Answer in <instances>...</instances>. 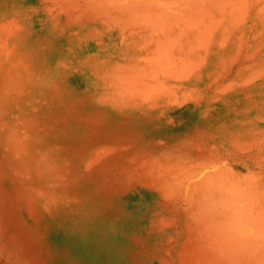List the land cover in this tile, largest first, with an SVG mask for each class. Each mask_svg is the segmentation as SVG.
Returning a JSON list of instances; mask_svg holds the SVG:
<instances>
[{
	"label": "bare ground",
	"instance_id": "1",
	"mask_svg": "<svg viewBox=\"0 0 264 264\" xmlns=\"http://www.w3.org/2000/svg\"><path fill=\"white\" fill-rule=\"evenodd\" d=\"M5 75L14 83L8 92H35L33 104L71 96L76 108L58 112L133 125L144 138L138 153L171 159L160 169L149 159L156 179L152 168L145 171L170 210L166 221L153 218L160 224L145 263L264 264V0H0V81ZM55 123L41 127V139ZM164 145L167 152L159 150ZM112 154L103 164L120 157ZM126 155L120 159L134 156ZM98 162L97 171L109 165ZM143 217L132 230L144 229Z\"/></svg>",
	"mask_w": 264,
	"mask_h": 264
},
{
	"label": "rangeland",
	"instance_id": "2",
	"mask_svg": "<svg viewBox=\"0 0 264 264\" xmlns=\"http://www.w3.org/2000/svg\"><path fill=\"white\" fill-rule=\"evenodd\" d=\"M6 76L7 75H5V77ZM9 77L11 76L8 75V78ZM21 83H25L24 80ZM13 84L14 83L8 81V79L0 81V233L3 234L0 235V264H150L145 263L146 261L150 262V259L146 258L144 254L147 247H151L152 241H154L152 239L156 237L155 232L157 230L155 231V229L160 224L159 221L153 220V218L163 220L165 217L168 219V214L170 215V213L167 212V210H170L165 208L167 203L159 201L157 192L151 191V182H153L152 180L154 177V179H156L157 173L159 172L157 167V172L154 170V166L158 163V169H160L162 164L165 166L164 164L170 162L171 159L168 157L159 158L160 155L157 152L154 154L150 151H145L143 153L139 151V154L137 152V150H139L138 146L141 147L144 138L139 136L140 133L137 129L131 127L133 125L116 121L104 122L105 119L100 120L95 114L83 110L75 109L77 112L74 110L72 113H70V110L67 112H58V110L62 109L76 108L73 101L74 98L71 96H62L58 99L51 100L53 96L48 95L47 104H44V99L43 102L38 104L30 103L31 100L34 99L33 96L35 94L33 95V93L35 92H8L7 90H11ZM16 93L21 94L17 96ZM50 93L52 92H49V94ZM5 96H7V98ZM53 100L60 101V103L52 102ZM78 116H80L82 121L79 120ZM59 117H62L61 120H58ZM76 117L78 119H76ZM54 122H56L55 124H58V126H56V129L51 128V133L54 136L56 134L59 138L50 137V133L49 137L47 135L44 141L43 138H40V133L43 131L41 127L50 124L53 125ZM62 126L63 128H61ZM21 129L25 132L21 131ZM44 132L47 133L45 130ZM88 132H90V134ZM65 133H67L68 136L62 139V135ZM93 134L95 137L94 139L91 137L92 140L87 139L89 136L93 137ZM97 138H100V143H98L99 141H97ZM55 139L58 140L56 141ZM94 140H96L97 143ZM103 140H105V143ZM75 142L77 143L75 144ZM136 143H140L141 145H136ZM74 145H76V147H72ZM86 145L91 146H88V149ZM119 145L121 147L123 146L122 149H124V145L127 147H125L123 151ZM151 145L152 144L149 146ZM81 146L82 148L79 149ZM101 146L106 147L107 149L105 148V150H108L109 153L102 155L101 153H103L102 151L104 148L102 147L101 149ZM164 146L157 148H159L161 152H167V146ZM112 147H115L113 148L114 150ZM76 148L81 151H77L78 149ZM93 148V153L97 148L95 152L96 156L92 153ZM84 149L89 152V154L87 152L84 153ZM98 149L100 150V154L98 153L99 151H97ZM111 149L112 151H110ZM116 151H118L119 154L118 152L115 153ZM125 151L128 153H125ZM135 151L137 154L134 153ZM26 152H30V154L27 153L25 155ZM122 152L125 154H122ZM46 153L48 155H46ZM112 153H114V155L118 154L120 157L126 154H129L126 156L134 155L132 158H137L138 156L135 155L139 154V157H141H138L137 160H133L142 163L140 160L145 157L146 159L144 158L142 160L143 164L147 162L145 165L142 164L141 166V164L138 165L139 163H133L134 161H132L131 157L129 158L131 159L130 161L127 157H125L127 161L121 160L122 158H117L118 156L115 157ZM150 153L153 154V156H151ZM91 154L95 156H92L94 162H98L99 159H96V157L98 156L100 158L102 155L100 159L102 161V166L108 163L112 165H105V167H107H103L104 171L100 164L97 165L104 172V176L101 170L97 171L98 169L94 167L97 162H85L87 159L91 161V159L88 158ZM110 154H112V158L114 156L113 163L116 161L119 163L118 166L116 163H114L113 166V163H111L112 161L103 164L104 161H109L107 158H109ZM145 154H148L147 157ZM86 155L87 157H85ZM72 156H74V158H72ZM149 156L151 158H149ZM105 157L106 160L103 159ZM111 157L110 159H112ZM157 157L158 159L155 160ZM152 158L154 160H151ZM164 159H166L167 162H165ZM67 160H71L73 163L70 161L67 162ZM101 161L98 163H101ZM148 161H152V164L154 163L155 165L153 164V166L150 163L151 166ZM163 161L165 163H163ZM60 162L63 163L61 164ZM84 162L85 164L89 163L86 164L87 169L89 165L91 166L89 168L91 170L90 174V171L84 168L86 166L83 164ZM67 163L71 165V167ZM93 163L95 165H93ZM63 164L65 167L68 166L70 170L69 168L66 170ZM135 164L140 167L138 168ZM48 165L52 166L50 167ZM83 165L85 166L83 167ZM54 166H58L59 168ZM132 166L136 169L135 172L139 173L141 171V174L139 173V178L136 176L138 173L133 172L134 169ZM108 167L111 172L112 169L113 172L116 173L121 171L119 172L120 174L118 173L119 175H117L118 178L116 177V173L114 174L112 172V175L110 174V171L107 170ZM122 167L126 169L125 172L130 169L129 172L125 173V169ZM145 167H150L152 170L149 168L144 169ZM130 171L134 173V175L130 174ZM145 171H149L152 174L153 178L150 177L152 180H148V176L151 175ZM64 172L66 175L70 176L68 178L62 177V175L66 176ZM143 172L147 173L143 174L144 177L142 175ZM100 173L101 175H99ZM122 173H124V175ZM73 174L74 178L71 177ZM107 174H109V178H106ZM120 175H123L124 178L127 175L125 178L127 181L125 182L123 177L121 179ZM130 175L133 176V179H131L132 176ZM145 175H147V178H145ZM110 176L114 177V179L116 178V180H112ZM84 177L87 179L88 177L90 179L92 178L93 181L91 182L92 179L85 180ZM71 179L73 180L71 181ZM143 179L150 184L145 186L147 182L145 181L143 183ZM98 180H101V182H98L99 184L101 183L99 185L101 188H99L98 184H95ZM102 181L106 184L102 183ZM107 181H110V184ZM112 181L117 182L112 185ZM74 183H76V186ZM86 183L87 185H85ZM122 183L126 185L129 184L127 186L124 185V187ZM101 185L106 188H103ZM107 186L112 188V190ZM114 186H116L117 189L120 188V191ZM104 189L106 191H103ZM99 190L102 192H99ZM154 210H157L156 213H154ZM157 213L159 215H157ZM139 215L142 217L144 216V229L142 231L132 230L130 224H132ZM170 232L171 231H168L166 235L169 236Z\"/></svg>",
	"mask_w": 264,
	"mask_h": 264
}]
</instances>
